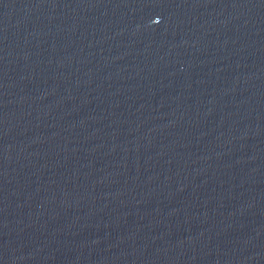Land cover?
<instances>
[{"label": "water", "instance_id": "95a60500", "mask_svg": "<svg viewBox=\"0 0 264 264\" xmlns=\"http://www.w3.org/2000/svg\"><path fill=\"white\" fill-rule=\"evenodd\" d=\"M0 264H264V0H0Z\"/></svg>", "mask_w": 264, "mask_h": 264}]
</instances>
